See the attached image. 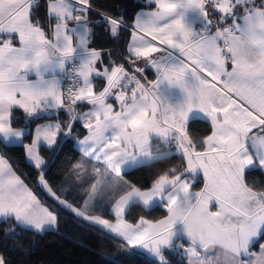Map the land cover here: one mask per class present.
I'll use <instances>...</instances> for the list:
<instances>
[{"label":"snow or ice","instance_id":"obj_1","mask_svg":"<svg viewBox=\"0 0 264 264\" xmlns=\"http://www.w3.org/2000/svg\"><path fill=\"white\" fill-rule=\"evenodd\" d=\"M45 3L49 19L42 24L33 11L38 0H0L5 145L20 143L41 169L39 146L51 148L82 121L88 135L79 141L81 150L103 170L95 169L82 208L61 199L41 175L60 206L122 239L128 255L149 254L153 264H171V250L182 252L188 264H264V188L247 180L249 172L264 171V0H154L156 10L137 15L131 30V73L124 64H106L103 52L91 47L90 0ZM104 19L118 35L123 20ZM140 60L155 70V80L143 77ZM98 78L104 81L100 90ZM17 109L31 122L65 110L67 131L61 122L37 124L24 145L30 132L14 125ZM197 114L211 125L199 141L188 127ZM154 139L170 151L153 155ZM173 150L182 165L149 188L127 182L117 188L106 178H121L126 169L166 159ZM198 180L203 186L195 190ZM109 197L115 223L88 212L90 201L103 206ZM136 205L160 206L167 215L129 223L126 211ZM0 218L37 232L59 221L56 207L42 204L3 155ZM256 244L259 253L252 251ZM0 264H6L2 256Z\"/></svg>","mask_w":264,"mask_h":264},{"label":"trees","instance_id":"obj_2","mask_svg":"<svg viewBox=\"0 0 264 264\" xmlns=\"http://www.w3.org/2000/svg\"><path fill=\"white\" fill-rule=\"evenodd\" d=\"M259 2V0H258ZM91 11L88 13L89 27L93 29L94 37L91 47L99 49L104 54L105 63L115 62L124 64L130 68L128 62V46L131 39V30L134 17L141 10H149L154 7L152 0H90ZM36 19L42 24L48 22L47 5L45 0H39L38 6L33 9ZM104 17H113L123 20L118 35L112 36L107 30V21ZM214 22L217 16L210 17ZM144 78L148 81L155 80L156 73L151 68L144 70ZM97 90L104 87V81H95ZM111 102V101H110ZM79 108V107H78ZM88 110L87 107L79 108L78 111ZM14 125L27 127L30 134L24 138V145L30 144L33 132L37 124L48 121L61 122L63 131H67L69 116L65 110L54 114L51 120H37L31 122L22 110L14 111ZM189 133L194 140L199 141L211 133V125L202 119H194L189 122ZM88 134L83 127V122L77 121L73 126L71 136L60 134L57 144L53 148H41L40 155L45 164L40 170L32 167L26 159V151L23 146H6L0 141V153L13 165L17 174L47 205L56 207L59 213L57 229L44 233L21 228L14 220L0 222V256L6 264H153V261L144 254L128 255L126 245L116 237L105 231L86 224L71 213L47 200L45 192L40 186L41 175L61 199H68L76 207H83V201L92 179L95 169L103 170V164L94 162L85 157L76 147L77 142ZM153 153L170 151L162 143L153 140ZM182 160L179 155L172 151L166 159L157 160L144 166L135 167L122 174L121 178L108 174L106 177L117 188H126L124 182L134 184L146 189L151 187L152 182L169 168L180 167ZM202 180V176L200 178ZM197 181L194 186L199 190L203 185ZM250 184L257 188H264V171L259 169L251 171L247 175ZM110 197L101 206L99 199L91 203L88 212L91 215H102L109 220L115 217L110 213ZM167 215L166 210L160 206L145 209L136 205L128 209L126 220L135 224L140 217L157 221ZM15 229V231H13ZM264 243V240L260 241ZM259 250L256 244L252 251ZM171 264H188L185 257L177 250L166 253Z\"/></svg>","mask_w":264,"mask_h":264},{"label":"crops","instance_id":"obj_3","mask_svg":"<svg viewBox=\"0 0 264 264\" xmlns=\"http://www.w3.org/2000/svg\"><path fill=\"white\" fill-rule=\"evenodd\" d=\"M70 2H72V3H75V0H70ZM152 2L154 3V0H152ZM156 10V5H155V3H154V7L152 8V9H149V10H141V11H139L137 14H136V16L134 17V20H133V23H132V26L130 27V30H132V27H133V25H134V23H135V19H136V17H137V15H144V14H147V13H150V12H153V11H155ZM130 43H131V39H130ZM156 55H158V54H156ZM141 61V60H140ZM137 63H138V61H137ZM148 68H151L152 70H154L151 66L150 67H148ZM229 70H231V67H230V65H229ZM155 71V70H154ZM79 109V108H78ZM77 109V110H78ZM17 110H19V109H17ZM86 111H88V110H84V111H82V112H86ZM197 117L198 118H194V119H202V120H205V121H207V122H209L207 119H205V118H203L200 114H197ZM194 119H192V120H194ZM191 121V120H190ZM189 121V122H190ZM48 122H51V123H56V122H54V121H48ZM48 122H45V123H48ZM82 122V121H81ZM210 123V122H209ZM44 124V123H43ZM28 134H26V136H27ZM34 135H35V130H34V132H33V138H34ZM88 135V134H87ZM86 135V136H87ZM25 136V137H26ZM60 136V135H59ZM59 136L57 137V141H58V139H59ZM24 137V138H25ZM24 138H23V144H24ZM85 138V137H84ZM83 138V139H84ZM83 139H81V140H83ZM81 140H79V141H81ZM0 141L5 145V143L2 141V138H0ZM79 141L77 142V145H76V147H77V149L85 156V154L83 153V151L81 150V148H82V145L79 143ZM56 144H57V142H56ZM55 144V145H56ZM27 145V144H26ZM54 145V146H55ZM7 146H21V144L20 143H10V144H8ZM54 146H52L51 148H53ZM43 147H45V148H49L46 144H41L40 146H39V153H40V149L41 148H43ZM50 149V148H49ZM25 151H26V149H25ZM175 153V152H174ZM160 153H153V155H159ZM0 155H1V153H0ZM42 157V156H41ZM85 157H87V156H85ZM87 158H89V157H87ZM26 159H27V162L32 166V167H34L36 170H40V169H37L35 166H34V162H32V161H30L29 159H28V156H27V152H26ZM90 159V158H89ZM44 160V159H43ZM91 160H93V159H91ZM45 161V160H44ZM94 162H97V161H95V160H93ZM45 164V163H44ZM44 166V165H43ZM42 166V167H43ZM135 168V167H134ZM42 169V168H41ZM132 169V168H131ZM128 170H130V169H126L125 171H128ZM22 179V178H21ZM25 182V181H24ZM40 186H41V188H42V190L45 192V194H46V197H47V200L48 201H50L51 202V204H54V205H56V206H58L59 208H62V209H64L65 211H67V212H69V213H71L72 215H74L75 217H77L78 219H80V220H82L83 222H85L86 224H89V225H92V226H94V227H97V228H99V229H101V230H103V231H105L106 233H108V234H110V235H112V236H114V237H116L117 239H119V240H121L122 242H123V240L122 239H120V238H118L115 234H113V233H111L108 229H106V228H104L103 226H101V225H98V224H95L94 222H91V221H88V220H85V219H83V218H81V217H78L75 213H73L72 211H70V210H68V209H66V208H64L63 206H60L59 204H58V202L54 199V197H52V195L48 192V190H47V188H45L44 187V185L41 183V180H40ZM25 184H27L26 182H25ZM28 185V184H27ZM29 187V186H28ZM30 188V187H29ZM31 189V188H30ZM32 190V189H31ZM33 191V190H32ZM34 192V191H33ZM34 194L37 196V198L41 201V203L42 204H44L45 206H49V205H47V204H45L41 199H40V197L34 192ZM98 200V199H97ZM93 202H95V201H90L89 202V205L91 204V203H93ZM143 207V206H142ZM154 207H156V205H154L153 207H151V208H145V209H152V208H154ZM161 208H163V207H161ZM164 209V208H163ZM165 210V209H164ZM211 210L212 211H215L216 210V207L215 206H212V208H211ZM128 211V210H127ZM127 211H126V213H127ZM110 213H111V215H113L114 216V214L111 212V209H110ZM100 216H102V215H100ZM103 217V216H102ZM115 217V216H114ZM103 218H105V219H108V218H106V217H103ZM4 218H0V222L3 220ZM125 219H126V214H125ZM109 220V219H108ZM109 221H111L112 223H115V219L114 220H109ZM57 229V225L55 226V228L54 229H48V230H45V231H43V232H39V233H44V232H46V231H54V230H56ZM32 231H34V230H32ZM35 232H37V231H35ZM124 243V242H123ZM259 251H260V249L259 250H257V251H254V252H257V253H259ZM181 254H182V256L183 257H185V259H186V261H187V263H188V260H187V257L182 253V252H180ZM144 255H146L148 258H150L152 261H153V258L149 255V254H147V253H143Z\"/></svg>","mask_w":264,"mask_h":264},{"label":"rangeland","instance_id":"obj_4","mask_svg":"<svg viewBox=\"0 0 264 264\" xmlns=\"http://www.w3.org/2000/svg\"><path fill=\"white\" fill-rule=\"evenodd\" d=\"M137 64H138L140 67H143L144 70H145L146 68L150 67V65H146L145 62H144L143 60L138 61ZM130 68H132V70H129V69H128L130 73L135 71L134 67H133L131 64H130ZM143 73H144V72H143ZM143 73H142V75H143V77H144V74H143ZM137 75H140V74H137Z\"/></svg>","mask_w":264,"mask_h":264},{"label":"built area","instance_id":"obj_5","mask_svg":"<svg viewBox=\"0 0 264 264\" xmlns=\"http://www.w3.org/2000/svg\"><path fill=\"white\" fill-rule=\"evenodd\" d=\"M39 1V0H38Z\"/></svg>","mask_w":264,"mask_h":264}]
</instances>
